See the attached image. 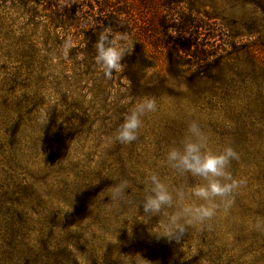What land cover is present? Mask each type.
Wrapping results in <instances>:
<instances>
[{
    "label": "rangeland",
    "instance_id": "obj_1",
    "mask_svg": "<svg viewBox=\"0 0 264 264\" xmlns=\"http://www.w3.org/2000/svg\"><path fill=\"white\" fill-rule=\"evenodd\" d=\"M109 23L134 47L107 79L94 45ZM183 40L220 45V64L175 65ZM144 97L157 110L136 141H115ZM192 121L212 151L234 149L244 183L180 243L157 241L164 217L145 224L137 205L152 173L202 182L165 162ZM0 264H264V0H0Z\"/></svg>",
    "mask_w": 264,
    "mask_h": 264
},
{
    "label": "clouds",
    "instance_id": "obj_2",
    "mask_svg": "<svg viewBox=\"0 0 264 264\" xmlns=\"http://www.w3.org/2000/svg\"><path fill=\"white\" fill-rule=\"evenodd\" d=\"M95 61L103 76L110 79L114 72L123 70L122 61L134 47L132 37L126 32H113L105 28L98 35L94 45ZM157 110L156 100L150 97L139 99L124 116L117 128L114 139L127 145L137 140L143 117ZM238 159V154L230 146L214 152L209 147L208 137L196 121L187 128L185 138L178 146L167 149L165 162L176 173L198 177L201 183L188 188H170L157 174L145 178L144 195L138 203V210L145 224L153 218L164 217L157 221L155 231L149 234L157 241L176 242L184 238L187 226L203 224L212 219L219 209L217 200L225 206L231 203L232 194L244 183L237 180L229 171L231 162ZM130 185L122 180L111 188V200L119 202L126 198ZM202 203L188 202L189 198ZM173 209L172 212H168Z\"/></svg>",
    "mask_w": 264,
    "mask_h": 264
},
{
    "label": "trees",
    "instance_id": "obj_3",
    "mask_svg": "<svg viewBox=\"0 0 264 264\" xmlns=\"http://www.w3.org/2000/svg\"><path fill=\"white\" fill-rule=\"evenodd\" d=\"M101 5H102V3L100 4V6ZM103 5H104V3H103ZM108 9H111V8L108 7ZM106 27L111 28L114 32H116V30H117V27L113 23L107 24ZM198 27L204 29V27H208V26L203 25V27L202 26H198ZM198 27H196V28H198ZM171 29H176L179 32V34L184 35V34L188 33L190 30L195 29V27L187 24L186 26H183L180 28L171 27ZM209 29H210V27H209ZM215 32H217V31H215ZM218 36L219 35L215 36L213 38V40L215 41V38ZM182 39H184V38H182ZM193 42H195V40H192V41L191 40H188V41L183 40V42L181 41L180 44L170 43L169 48L173 52L172 60H173L175 65L181 66L179 63L183 64V58H186V57L187 58L191 57L192 59H195L197 62H199L201 64H206L212 59L217 60L216 63H219L220 59L222 60V54L221 53L224 51L220 45H218V44L213 45V43H211V45L209 47H206L208 44L205 43L204 45H202L201 49L199 51H196V53H195V50H191V48L193 47V44H194ZM168 45H169V43L164 42V43H162V48L164 50L168 51L169 50V48H167ZM250 54L254 55V52H251ZM219 68H220V65H219V67L217 65L214 70H218Z\"/></svg>",
    "mask_w": 264,
    "mask_h": 264
}]
</instances>
